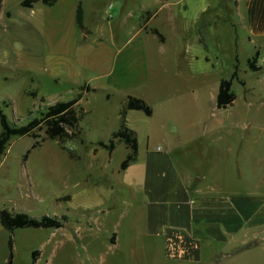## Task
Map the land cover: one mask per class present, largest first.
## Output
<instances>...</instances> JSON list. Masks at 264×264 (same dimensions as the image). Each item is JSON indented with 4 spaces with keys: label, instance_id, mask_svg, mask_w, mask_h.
Returning <instances> with one entry per match:
<instances>
[{
    "label": "rangeland",
    "instance_id": "obj_1",
    "mask_svg": "<svg viewBox=\"0 0 264 264\" xmlns=\"http://www.w3.org/2000/svg\"><path fill=\"white\" fill-rule=\"evenodd\" d=\"M83 1L97 17L104 13L102 21L87 19L94 31L88 41L94 45L95 38L101 39L99 49L138 40L142 14L147 16L146 9L157 12L142 32L145 79L136 80L139 65L135 71L127 67L124 87L112 88L108 95L107 78L86 70L77 78L100 89L87 93L77 107L81 138L49 139L41 127L35 136L10 139L0 158V208L33 217L66 214L68 220L61 228L25 227L13 232L0 224V264L8 259L10 236L15 264H153L142 188L133 172L121 169L130 149L120 140L113 151L98 144L109 142L119 128L127 94L143 97L153 108L150 116L141 110L127 114L140 155L157 148L170 150L193 175L204 174L208 181L231 175L232 186H222L227 190L250 191V171H264V47L259 53L258 43L249 44L242 37L235 44L236 16L230 0H206L207 9L191 18L177 16L182 0H126L125 17L112 24L105 10L124 0ZM171 1L176 2L175 12L168 6ZM1 2L0 106L13 123L23 124L56 101L75 97L86 83L56 80L55 68L50 67L55 52L40 34L42 3L32 10L22 6V0ZM61 21L65 23L66 16ZM204 21L208 22L205 47L197 41ZM152 27L164 34V43L150 34ZM257 52L259 69L254 70L249 59ZM236 64L238 79L232 83L236 98L219 108V84L232 75ZM36 140L40 144L32 148ZM228 159L236 163L233 169ZM201 264H264V252L250 240L221 243Z\"/></svg>",
    "mask_w": 264,
    "mask_h": 264
},
{
    "label": "crops",
    "instance_id": "obj_2",
    "mask_svg": "<svg viewBox=\"0 0 264 264\" xmlns=\"http://www.w3.org/2000/svg\"><path fill=\"white\" fill-rule=\"evenodd\" d=\"M230 1L236 16V22L233 24L235 44L238 46L240 37L249 44L250 41L256 42L260 53L264 47V0ZM80 2L83 7V28L76 22ZM181 2L183 5L177 15L180 17L191 18L192 14L201 8L207 9L206 0ZM125 3L126 0L119 7L113 4L109 7V12L108 9L105 10L108 22L112 24L113 20L125 17ZM35 4L28 8L35 10ZM42 4L44 6L39 7V20L43 25L40 24V34L44 44L48 46L50 42L55 52L56 57L55 60H50V67L55 68L56 80L73 78L78 82L79 75L91 70L107 78L111 87L106 90L109 95L112 88L124 87L123 79L127 76V67L135 71L134 67L139 65V76L136 80L144 81L146 61L142 32L150 19L157 16V12L146 9L147 16L144 18L142 14L139 22L141 37L138 40L117 45L116 48L99 49L102 42L100 45L97 43L101 39L95 38L94 45L88 41L94 31L87 19L91 17L95 21H102L104 13L101 12L97 17L96 11L88 9L83 0H57L51 5ZM168 4L171 11L175 12L173 6L176 2L171 1ZM62 15L66 16L65 23L61 21ZM207 24L208 22L204 21L199 25L197 41L203 47ZM158 40L161 43L165 41L162 42L159 38ZM87 43L89 44L86 45ZM202 57L206 59L205 55ZM59 68L64 69V74L58 71ZM80 84L90 87L91 90L86 94L100 89L86 80L80 81ZM182 164L185 163L173 156L170 150L163 152L157 148L140 155L138 149L137 158L125 169L133 172L146 200V233L154 245L152 263L201 264L203 257L212 252L214 245L237 243L240 240H250L251 246H261L264 252V171L261 174L250 171V191H237L227 190L234 183L235 178L231 179V175L223 178L218 176L215 180L208 181L204 174L193 175L188 167ZM227 164L233 169V164L236 163L228 159ZM252 164L250 162V167ZM223 183H228L229 187L223 188ZM242 186H247V181L242 182ZM116 241L117 238L114 242Z\"/></svg>",
    "mask_w": 264,
    "mask_h": 264
},
{
    "label": "trees",
    "instance_id": "obj_3",
    "mask_svg": "<svg viewBox=\"0 0 264 264\" xmlns=\"http://www.w3.org/2000/svg\"><path fill=\"white\" fill-rule=\"evenodd\" d=\"M57 0H22L21 5L24 7H32L37 2H42L47 5L55 3ZM2 2L0 0V6ZM76 22L80 28L84 27L83 22V7L81 2L78 4L76 12ZM150 32L155 34L162 42L165 36L159 29L152 27ZM258 52L255 56L249 59L250 68L257 70L259 67L255 65ZM234 79H238V65L236 64L232 75L229 78H224L219 84V89L216 95L217 106L219 108L227 107L235 98L236 93L232 90V83ZM89 86H81V90L77 95L68 100H59L46 107L45 110L39 111V115L32 116L26 123H13L4 109L0 106V158L4 155L7 144L13 136H35V130L44 127L45 134L49 139H59L61 142L67 139L81 138L82 132L79 125V116L77 107L80 100L85 96L86 92L90 91ZM128 110H141L146 115L153 114L152 106L142 97L130 95L126 96L125 105L120 111L121 121L119 128L115 130L109 142L103 140L98 144L108 148L110 151L114 150L117 140L123 141L130 149L126 158L121 163V169L125 170L131 162H133L138 155L139 143L138 136L135 130L131 129L127 123ZM40 142L36 140L32 144V148L38 146ZM30 150L27 151L26 155ZM71 157L74 154L69 152ZM68 220L66 214L59 216L42 215L41 217H33L26 212H14L7 208H0V224L13 232L16 228L34 227V228H61L64 227ZM10 253L5 264H15L13 262V238L10 236L9 241Z\"/></svg>",
    "mask_w": 264,
    "mask_h": 264
}]
</instances>
